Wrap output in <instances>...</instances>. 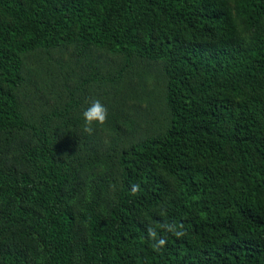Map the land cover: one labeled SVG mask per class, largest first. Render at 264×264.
<instances>
[{
    "label": "trees",
    "instance_id": "obj_1",
    "mask_svg": "<svg viewBox=\"0 0 264 264\" xmlns=\"http://www.w3.org/2000/svg\"><path fill=\"white\" fill-rule=\"evenodd\" d=\"M71 44L121 54L111 81L160 63L152 127L104 161L85 142L59 152L52 123L107 78L35 119L15 95L23 55ZM19 131L27 171L0 169V264H27L9 244L18 229L36 264H264V0H0V134Z\"/></svg>",
    "mask_w": 264,
    "mask_h": 264
},
{
    "label": "rangeland",
    "instance_id": "obj_2",
    "mask_svg": "<svg viewBox=\"0 0 264 264\" xmlns=\"http://www.w3.org/2000/svg\"><path fill=\"white\" fill-rule=\"evenodd\" d=\"M236 0H228L233 8ZM239 34L245 40L251 33L238 24ZM76 45H65L47 53L35 50L22 56L23 84L15 91L24 115L35 119L42 112L61 108L80 93V83L88 75L104 77L108 81H93L87 85L77 113L53 121L56 149L69 150L74 143L85 142L88 150L105 160V154L119 140L127 144L139 140L152 127L150 120L160 112L164 81L158 62L138 60L127 68L117 81L123 65L121 54L89 46L81 53ZM97 98L108 109L103 125H93L91 133L83 130V111ZM31 143L29 132L19 131L11 137L0 134V169L25 172L21 161L23 149ZM98 168V167H97ZM12 235L9 244L23 251L27 264H36L40 248L24 239L20 229ZM8 243V242H7Z\"/></svg>",
    "mask_w": 264,
    "mask_h": 264
},
{
    "label": "clouds",
    "instance_id": "obj_3",
    "mask_svg": "<svg viewBox=\"0 0 264 264\" xmlns=\"http://www.w3.org/2000/svg\"><path fill=\"white\" fill-rule=\"evenodd\" d=\"M107 118V107L103 103H101L99 99L93 98L91 100L90 105L82 113L83 130L87 133H91L94 124L103 125L107 121ZM139 191V184H133L130 186V192L132 195H136ZM180 227L182 228V225ZM160 228L167 232L173 233L177 237L184 234L182 231H177V226L174 224L164 223L160 225ZM147 234L150 239L155 241L152 247L156 251H160L163 246L167 243L166 238H164L163 236H158V232L155 228L149 227L147 229Z\"/></svg>",
    "mask_w": 264,
    "mask_h": 264
}]
</instances>
